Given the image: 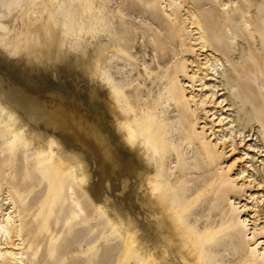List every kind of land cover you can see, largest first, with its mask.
Returning a JSON list of instances; mask_svg holds the SVG:
<instances>
[{"label":"rangeland","instance_id":"374dc122","mask_svg":"<svg viewBox=\"0 0 264 264\" xmlns=\"http://www.w3.org/2000/svg\"><path fill=\"white\" fill-rule=\"evenodd\" d=\"M167 2L149 4L166 19ZM146 6L143 0H0L1 88L17 85L36 100L78 111L89 126L105 130L118 161L114 169L109 159L101 168L68 134L33 130L20 114L8 119L11 107L0 98V221L9 217L8 226L18 232L11 240L15 247L9 245L12 234L0 238V255L17 254L16 260L3 254L0 264H184L180 249L195 264H264V0L258 5L260 28L253 23L257 30L248 35L241 55L239 48L229 47L228 57L200 49L196 30L185 43L172 41ZM186 8L173 18L178 29L189 23ZM200 12L204 18L214 14L212 8ZM218 23L208 36L218 37ZM79 26L92 30L79 33ZM214 56L218 72L205 65ZM183 63L186 70L177 74L176 86L184 100L178 110L170 85ZM227 85L230 99L223 96ZM256 97L260 102L250 126L232 123L243 113L238 101ZM117 100L121 107L114 111ZM149 110L162 124L160 133H168L161 135L160 154L166 142L171 149L151 166L144 147L130 136L131 119L144 118ZM193 130L200 137L190 143L184 137ZM38 134L51 140L53 150L42 149ZM84 137L97 144L91 135ZM203 145L212 152L210 161ZM57 150L79 157L81 176L74 175L72 165L57 163ZM41 157L44 165L38 168ZM56 166L71 185L77 207L65 192L49 211L44 206L49 171ZM156 171L168 184L180 186L177 204L164 198L158 206L153 200ZM168 204L191 207L176 221ZM229 224L236 226L233 236L225 231ZM209 231L214 238L201 256L197 243Z\"/></svg>","mask_w":264,"mask_h":264},{"label":"bare ground","instance_id":"6f19581e","mask_svg":"<svg viewBox=\"0 0 264 264\" xmlns=\"http://www.w3.org/2000/svg\"><path fill=\"white\" fill-rule=\"evenodd\" d=\"M51 1L55 2L56 0H51ZM167 1L168 2L166 7L169 9L170 12L168 13L166 12L167 13L166 19H161L158 16V14L153 11L154 7L149 4L150 0H143L144 5H147L146 10L147 12H149L151 20L157 25L162 24L169 32V36L172 41H175V39L177 38L178 40L185 43L187 38L185 36H190L191 32L193 30H196L198 33L193 35H199V37L195 39L194 42H196L197 43L196 45L200 46V49H202L203 51H205V49H210L216 52L218 55H220L221 53L224 54L225 57H228L231 55V52L229 51L230 52L229 53L227 48L237 47L240 49L238 50L240 51L239 53L241 55V50H242L241 46H243L245 42H250L248 35L252 34L257 30L256 28L255 29L253 28V23L256 24L257 28H260V20L258 14L259 0H167ZM244 1L249 3V8L248 5L246 8L243 7ZM235 2L237 3V5L233 6ZM85 3H86V9L89 10L90 3H87V1ZM184 5L187 6L186 8L187 18L185 21H188L189 23L187 24V26L182 25L178 29L175 23V19L173 18L176 12H178L179 9L182 8ZM203 8H212L214 14H212L211 17L204 18L202 13L200 12V10ZM249 11H250V15L248 17L247 14L249 13ZM152 12H154L156 17L153 16ZM238 20H241L239 25L237 24ZM185 21H182V23L185 24ZM217 22L221 23V24L218 23L220 28V32H219L220 34L218 35V37L208 36L207 31L212 30L216 25L215 23ZM247 24L251 25L250 30ZM89 30H92V26L90 27L79 26L77 28V32L79 33ZM65 32H66L65 30L61 31L60 34L63 35ZM58 43L59 45H62L61 39L58 41ZM185 46H187V44H185ZM212 59L210 58L207 60L205 59L206 60L205 65L208 64L209 67L215 70L216 67L218 66L219 60L216 59L215 56H214V61H212ZM219 66H221V64ZM176 68L177 69L174 78L175 82H172L170 85L171 88L170 94H171V101L173 102V106L179 110L182 107L181 101L184 100V96L182 91H180V89H178V86H176V84H178L177 74L179 72L184 73V71L186 70V66L183 63L180 64V66H177ZM233 69H236L234 65H233ZM215 72L218 71L215 70ZM217 75H219V73H217ZM236 77L240 78L241 75H238ZM229 78L231 82H235L236 79L235 77L234 78L229 77ZM231 86L230 87H228V85L225 86V90H227V94H223V96H225L226 99H230L232 96V94H230V89L232 88ZM234 96L235 99L237 100V94H235ZM0 98L2 101L7 102V104H9V106L11 107L10 114L8 115V119L12 118V114H20V115H24L27 118V119L25 118V120H28L30 128L33 130H44L48 133H57V132L66 133L72 138V140L78 147L81 146V148L87 151L89 155H92L95 161L97 162V164L101 166V168L107 167L106 160L108 159L112 160L111 168L114 169L117 166L115 164V161L116 163L118 162L117 157L114 156L112 146L109 145L107 141L105 130L102 127L95 128L93 126H89L82 118V116H80V114H77L78 111L75 112L71 110L69 107L59 103L51 104L49 102L50 104H48L47 103L48 101L44 102L45 100L43 101L44 102L43 103L40 100H36L35 98L31 97L26 90L22 89L17 85L16 86L8 85L5 88H1L0 86ZM261 98H260L261 100L264 99V97ZM242 101L243 100L238 101L240 104L238 107H236L230 101L232 106H235L238 109L239 108L243 109L242 115H239V113H237L238 116L236 117V120L232 121V123L235 124L236 122L238 125L249 127L251 122L254 120L252 118L253 117L252 110L258 106L260 100L258 97H256L254 99H251L250 101L248 100V102L245 101L246 103H243ZM119 102L120 101H118V104L114 106L113 108L114 111H116L115 109L117 108L120 110L121 106L119 105L120 104ZM154 112H155L154 110H149L146 116L144 115L145 117L141 119L132 118L131 119L132 130L130 132L131 140L138 142L140 145L144 147L143 154L145 153L146 156L145 155L144 156L146 157V161L150 166H151V162H154L157 156L161 155L160 154L161 135L168 134L167 131L160 133L159 128L162 127V124L156 118ZM125 114L127 113L124 112L123 115ZM182 116L184 118V121L186 119L188 120L186 114L182 113ZM86 133L91 135V137H93V139L97 141V144H94L88 138H85L84 134ZM194 133L195 132L193 130L192 132L188 133L184 137V139L191 143L194 138L196 139L200 137V135L195 136ZM37 139H38L37 140L38 143L41 145L42 149L45 152L53 150L51 140L48 137H46L44 134L42 136L38 134ZM170 150L171 149L169 147V144L166 142L162 150L163 156L161 155L160 157L165 158V156H169L171 152ZM211 153L212 152L209 146L203 145V154L208 160L210 159L209 155ZM112 157L114 159H112ZM55 158L59 165H63L65 163L72 165L75 168L74 175L78 174L81 176V173H83L81 172V168L78 166L79 157L75 158L70 154L63 155L60 150H57L55 154ZM209 164L211 165V162H209ZM43 165H44V159L41 157L37 161V167L40 168ZM62 173L64 172H62L59 168H57V166L50 168L49 175L51 176V182L49 186V191L44 199V206L47 208L48 211L53 207L54 204L57 203L58 199L60 198L59 196H61V194L64 192L68 193V196L70 197V201L72 202V204H74L75 207L78 206V203L71 198V196L73 195V189L70 187L71 185H69L68 182L64 179ZM138 174L139 173H137V177ZM144 174L145 172H143V175ZM154 176L156 179L157 188L156 190H154L152 198L153 200L158 202L157 205L163 206L162 203L163 201L161 199L164 198H170L172 201H174L177 204L176 198L178 197L180 186H177L176 183H174V185L172 186L170 183L168 184L167 182H165V178L162 177L161 171H156ZM75 178L78 179L79 176L78 178L77 176ZM198 199L199 197L196 198L194 202L198 201ZM189 207H191V204H189L184 208H181L178 205H172V204L167 205L168 212H171L176 217V221L181 220L182 213H184L183 211H186L187 209H189ZM47 217H48L47 214L43 217L42 219L43 225H45V221H47ZM130 217L132 222L135 219V217L134 216H130ZM7 219H9V217ZM7 219H4L5 221H0V238H2L3 235L12 234V236L9 239L11 241L13 237L18 236L17 234L18 232L16 231L15 227L11 228V226H8L9 220ZM158 222L161 225H164L165 219L159 220ZM132 229L135 230V226L132 225ZM225 231H227L230 234V236H233L234 233L237 231L235 224H231V225L229 224V226L225 229ZM39 232H41V226ZM187 235H189V233ZM213 238H214V233L210 231L205 232L200 236V239L198 240L197 243L200 255L204 250V246L206 244H209L213 240ZM36 239L37 236L35 234L32 236V241ZM129 240H130V244L133 246L134 240H132V238L131 239L129 238ZM6 245L8 244L6 243ZM9 245L11 247H15L13 243ZM52 247H53V243L49 242V246L47 248V252L49 254L51 253ZM7 254H9L10 257L13 256V258L16 260L17 254L5 253L4 256ZM179 254L182 256L184 264H195L193 259H191L190 257L189 258L185 257L187 251L180 249ZM2 255H0V257H2ZM151 261H154V259L152 258V260H149V262Z\"/></svg>","mask_w":264,"mask_h":264}]
</instances>
